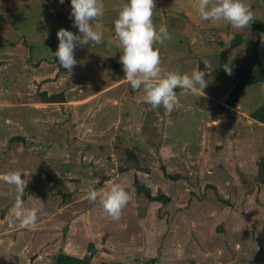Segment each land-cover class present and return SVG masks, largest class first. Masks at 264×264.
Returning a JSON list of instances; mask_svg holds the SVG:
<instances>
[{"label":"rangeland","instance_id":"374dc122","mask_svg":"<svg viewBox=\"0 0 264 264\" xmlns=\"http://www.w3.org/2000/svg\"><path fill=\"white\" fill-rule=\"evenodd\" d=\"M126 2L103 0L96 30L107 34L77 47L68 72L52 53L60 29L80 35L71 0H0V175L22 172L23 208L38 213L33 226L17 228L16 189L0 181V264H55L60 251L92 253V264H264V124L251 119L264 83L227 104L248 42L261 40L264 65V33L253 29L264 24V0H243L254 19L240 30L201 20L198 0H154L153 23L171 36L154 45L162 71L206 73L204 94L176 89L171 111L151 108L123 68L114 70L122 55L114 21ZM46 164L64 184L51 186ZM136 178L170 203L136 192ZM113 184L131 196L119 220L88 199Z\"/></svg>","mask_w":264,"mask_h":264},{"label":"clouds","instance_id":"9594fccd","mask_svg":"<svg viewBox=\"0 0 264 264\" xmlns=\"http://www.w3.org/2000/svg\"><path fill=\"white\" fill-rule=\"evenodd\" d=\"M59 2L63 4L64 0ZM154 8V0H127L114 21V34L122 53L119 62L125 73L123 80L129 82L132 89L142 91L144 101L151 108L162 106L166 111H171L179 103L176 89L181 90L180 95L204 94L207 87L206 73L194 70L189 75L162 71L159 49L154 48V45H163L171 36L166 25L161 24L157 29L153 23ZM198 13L203 21L213 24L226 21L237 30L247 28L254 19V12L243 0H198ZM103 15V0H71L69 18L74 20L72 26L78 28L80 35L60 29L57 32L58 49L52 53L59 65L68 72L78 63L75 59L77 47L99 45L102 42L103 34L96 29L100 28ZM224 70L232 74L229 66H224ZM22 174L20 171H10L0 175V181L15 187V226L26 229L37 222L38 213L35 208H23ZM88 199L93 202L99 200L104 212L113 220H119L131 196L121 185L113 184L108 190L91 191Z\"/></svg>","mask_w":264,"mask_h":264},{"label":"trees","instance_id":"16d2710c","mask_svg":"<svg viewBox=\"0 0 264 264\" xmlns=\"http://www.w3.org/2000/svg\"><path fill=\"white\" fill-rule=\"evenodd\" d=\"M254 30L260 31L261 33H264V24L263 25H256ZM245 40V39H244ZM241 38L235 39V45H239L244 41ZM261 40L258 39L256 41H250L248 42L249 47L247 49L246 55L243 59V62L241 64L240 70L238 72V82L235 85V88L231 92L230 96L228 97L227 104L234 107L240 98L241 94L244 92V90L252 85L257 83H264V65H261L258 57V47L260 46ZM223 56V55H222ZM224 58V56L222 57ZM224 62V59H222ZM114 70L119 71L123 68V65L117 61H114ZM204 67V64L201 65V68ZM200 70V69H199ZM45 101L46 102H57V103H64L66 102V99L64 98V94H58V95H52L48 96L47 93H44ZM251 119L256 121L257 123L264 124V105L258 108L256 111H254L251 115ZM20 137L17 138L15 141H20ZM23 141V140H22ZM134 150H132L133 152ZM131 154V158L135 163L138 165L137 157L134 156V153L131 151H127ZM140 163V162H139ZM258 168H259V177L258 180L261 184L264 185V157L261 158L258 162ZM139 168V166H137ZM44 173L47 177L48 182L53 186L54 188L57 187V185L64 184V180L59 177V174L55 172L49 165L46 164L44 166ZM135 190L139 194L144 195L149 201L153 202H162L164 205H168L171 201L170 197H167L166 195L159 194L157 196H154L150 189L139 183L138 179L135 180ZM59 195L64 196L66 198L67 194L63 193L62 190L56 191ZM93 247V246H92ZM93 254H86L84 257H76L67 253H64L63 251H60V253L57 255L55 264H92L93 263Z\"/></svg>","mask_w":264,"mask_h":264},{"label":"crops","instance_id":"0c3cea01","mask_svg":"<svg viewBox=\"0 0 264 264\" xmlns=\"http://www.w3.org/2000/svg\"><path fill=\"white\" fill-rule=\"evenodd\" d=\"M102 34H103V36H105L107 33H106V34H105V33H102ZM57 173H58V172H57ZM59 175H60V174H59Z\"/></svg>","mask_w":264,"mask_h":264}]
</instances>
